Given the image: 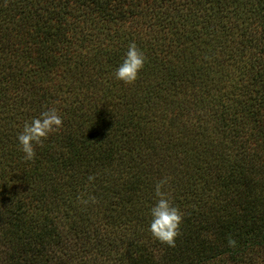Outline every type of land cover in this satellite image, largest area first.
Instances as JSON below:
<instances>
[{
	"label": "trees",
	"instance_id": "1",
	"mask_svg": "<svg viewBox=\"0 0 264 264\" xmlns=\"http://www.w3.org/2000/svg\"><path fill=\"white\" fill-rule=\"evenodd\" d=\"M162 179L171 247L148 231ZM0 264H264V0H0Z\"/></svg>",
	"mask_w": 264,
	"mask_h": 264
},
{
	"label": "clouds",
	"instance_id": "2",
	"mask_svg": "<svg viewBox=\"0 0 264 264\" xmlns=\"http://www.w3.org/2000/svg\"><path fill=\"white\" fill-rule=\"evenodd\" d=\"M145 62L143 50L134 41L129 42L122 59L114 69V79L125 84L135 82ZM61 126L62 118L54 107L45 108L38 117L25 122L16 135L17 145L24 158L31 160L35 156L34 146L42 144L51 132ZM165 183L166 181L162 179L154 186L156 199L149 209L148 231L156 240L171 247L174 246L175 238L179 234L182 214L171 198L162 191Z\"/></svg>",
	"mask_w": 264,
	"mask_h": 264
}]
</instances>
